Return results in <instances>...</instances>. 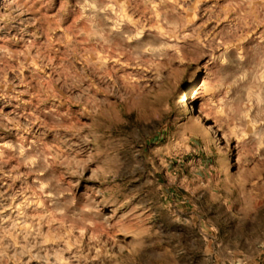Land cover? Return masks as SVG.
I'll return each mask as SVG.
<instances>
[{"label":"rangeland","instance_id":"1","mask_svg":"<svg viewBox=\"0 0 264 264\" xmlns=\"http://www.w3.org/2000/svg\"><path fill=\"white\" fill-rule=\"evenodd\" d=\"M0 264H264V0H0Z\"/></svg>","mask_w":264,"mask_h":264}]
</instances>
